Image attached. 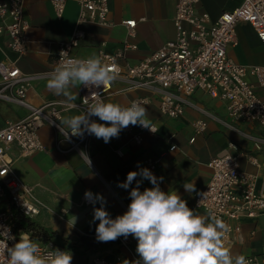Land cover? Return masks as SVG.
Returning <instances> with one entry per match:
<instances>
[{
  "label": "crops",
  "instance_id": "0c3cea01",
  "mask_svg": "<svg viewBox=\"0 0 264 264\" xmlns=\"http://www.w3.org/2000/svg\"><path fill=\"white\" fill-rule=\"evenodd\" d=\"M109 20L112 26H100L93 23L81 25L84 37L73 49L72 54L80 59L93 55L98 56L99 49L113 53L127 40L137 45V49L129 52L121 66L133 65L149 55L159 46L174 36L172 17L175 12L176 0H107ZM243 0H199L197 12H206L212 21L224 11L239 6ZM78 5L67 1L61 17H57L49 0H25L24 17L30 23L28 31V51L20 58L10 51L7 38L0 37V60L7 58L17 60L19 68L27 74L39 73L54 66L58 43L68 39L76 26ZM136 21L135 34L127 35L123 20ZM250 35L243 36V30ZM238 44L228 47V55L241 65H264V45L259 41L252 26L245 21L236 27ZM101 43L104 46L101 47ZM250 44V45H249ZM260 49L259 57H251L249 49ZM47 78H35L27 92L26 103L31 107H39L47 101L62 103L61 119L67 116L82 114L78 109L66 107L63 96H56L46 87ZM77 92L78 87L72 89ZM148 97L150 102L145 105L151 125L157 129L153 133L141 126H131V132L121 130L118 138L109 143L91 137L87 155L90 164L81 159L80 152H61L55 148L58 140L61 147L68 143L50 124H44L38 130L39 138L47 151H37L31 155L18 157V148L11 145L8 154L15 158L13 171L25 185L32 187L33 199L38 203L39 213L31 220L47 232H53L54 240L72 255L75 264H95L96 256L109 260L123 254L125 260L133 261L121 248L117 239L111 242H99L96 238V226L93 221L94 207L99 202L84 204L82 197L90 190L93 194H101L106 199L104 205L110 217L122 215L131 202L130 191L136 187V181L128 189L118 186L126 180L129 171L149 169L160 182L161 190H175L182 199L187 201L189 208L197 213L205 211L194 206L193 193L185 191V182H194L196 191L210 181L212 171L208 163L212 157L227 150L240 155V168L256 176L255 190L264 193V144L256 148L258 139L264 140V127L254 123H243L231 120L226 113L225 103L211 98L204 92L196 90L186 97L187 105L179 117H168L160 113L156 96L142 89L130 88L123 80H115L112 90L105 102L119 103L127 106L134 99ZM203 109L213 118H207V128L196 134L194 122L202 118L198 111ZM29 109L15 102L0 99V129L7 121L24 118ZM103 123L98 117H93ZM227 123V124H225ZM60 124V121H59ZM230 125V126H228ZM233 127V128H231ZM244 127V128H242ZM139 133L141 141H135L132 134ZM193 138V141L190 139ZM173 147V148H172ZM245 154L255 155L259 165L250 164ZM147 160H158L154 168H150ZM139 166V167H138ZM141 179L139 176L137 180ZM148 180H143L140 190L151 188ZM242 240L229 249L232 254L244 256L264 253V214L253 218H241L239 221ZM133 238L132 254L136 253L137 240ZM96 254V255H95Z\"/></svg>",
  "mask_w": 264,
  "mask_h": 264
},
{
  "label": "built area",
  "instance_id": "2783aa9c",
  "mask_svg": "<svg viewBox=\"0 0 264 264\" xmlns=\"http://www.w3.org/2000/svg\"><path fill=\"white\" fill-rule=\"evenodd\" d=\"M67 1L69 0H49L57 17H61ZM72 1L78 5L76 26L68 39L58 43L57 57L52 68L27 74L19 68L17 60L7 58L0 60V99L15 102L29 109L24 118L7 121L0 129V226L10 228L9 235L16 237L15 240L7 241L9 247L18 242L21 232H26L16 230L14 213L19 212L31 218L39 213V207L33 199L32 187L25 185L15 175L13 171L15 158L8 154V150L11 145H16L18 148L16 158L37 151H47L38 135V130L44 124H50L60 133L59 119L63 104L47 101L39 107L29 106L26 103V96L32 80L47 78L48 73L61 59L77 58L72 51L84 37L82 24L113 25L108 16L107 0ZM24 3L25 0H0V37L7 38L6 46L17 58L24 56L28 51L30 23L24 17ZM198 3L199 0H176L172 17L173 38L137 63L123 67L120 64L129 52L137 49L136 44L127 40L113 53L99 49L98 56L106 65L110 67L115 65L118 71L116 80L126 81L130 88L142 89L156 96L159 111L163 115L173 118L181 116L185 107L190 105L185 98L200 90L211 98L223 101L227 116L231 120L264 127V65H241L228 55V47L238 44L236 27L242 21L252 26L259 41L264 45V0H243L234 9L222 12L215 21L211 20L208 13L196 11ZM121 23L125 26L127 35L133 37L136 21L127 19ZM102 46L104 43H101ZM62 51L67 52V56L60 57ZM112 83L91 89L79 86V100L75 102L77 107L73 108L81 113L85 111L83 99L87 97L91 101L93 92L98 93L99 98L105 101L112 90ZM133 101L145 106L150 99L139 97ZM196 109L203 114L202 118L194 122V131L200 134L207 128V118L213 116L203 109ZM91 119L93 120V117ZM125 129L131 132L130 126ZM143 129L145 128L140 127V130ZM91 137L92 135L85 133L83 137H71L69 141L62 136L68 143L67 147H61L59 143L62 140H58L55 148L61 152L87 153ZM132 137L135 141H141L139 133L132 134ZM190 141H193V138ZM262 144L264 140L258 139L256 148L260 149ZM244 156L250 164L259 165L255 155ZM157 161L146 162L150 168H154ZM239 161V154H232L227 150L212 157L208 163L212 171L210 181L193 194L196 208L205 212L207 209L213 210L218 218L230 226L224 241L228 248L242 240L239 224L241 218H253L264 214V193L255 190L256 176L241 170ZM198 193H204V199ZM82 202L89 204L85 195ZM3 230V227H0V231ZM2 239L3 237H0V240ZM32 239L39 242L42 253L48 251V246L52 249L66 250L51 238ZM132 244L133 238L130 235L126 239L118 238L116 246L123 249L134 261L137 259L132 254ZM123 256L118 255L112 260L96 256L94 262L120 264ZM245 257L251 264H264V253ZM0 264H7L4 253H0ZM71 264L75 263L72 261Z\"/></svg>",
  "mask_w": 264,
  "mask_h": 264
},
{
  "label": "clouds",
  "instance_id": "9594fccd",
  "mask_svg": "<svg viewBox=\"0 0 264 264\" xmlns=\"http://www.w3.org/2000/svg\"><path fill=\"white\" fill-rule=\"evenodd\" d=\"M65 56L67 52L62 51L60 57ZM117 75L115 65H106L99 56L61 59L48 73L46 87L54 95L63 96L65 104L77 107L75 102L78 94L72 89L81 85L89 89L105 87L115 81ZM91 96V101L87 97L83 99L86 110L82 114L59 119V131L66 140L83 137L87 133L109 143L130 125L157 132L142 103L132 101L128 106H122L105 102L96 92ZM92 117H98L103 123L92 120ZM80 156L90 164L87 153L82 151ZM138 176L141 179L137 180ZM145 179L153 187L141 191L140 184ZM162 180L163 177L158 179L147 168L129 171L126 180L118 186L128 189L136 181V187L129 193L131 202L127 211L115 219L106 211V199L101 194L86 191L84 195L89 203L100 204V207L93 209V221H99L95 229L96 239L99 242H111L120 237L126 239L133 236L137 240L136 253L139 259L125 260L124 264H251L244 255L232 254L225 245L230 231L228 224L211 209L200 214L189 208L187 201L177 191L161 190ZM183 187L189 194L196 192L194 182H185ZM198 195L204 199V193ZM0 227L4 229L0 231V237H3L0 240V253L6 254L7 264H71L72 255L69 251L48 246V251L42 253L39 242L26 232H21L18 242L9 247L7 241L15 240L16 237L9 235L11 229L7 226Z\"/></svg>",
  "mask_w": 264,
  "mask_h": 264
},
{
  "label": "trees",
  "instance_id": "16d2710c",
  "mask_svg": "<svg viewBox=\"0 0 264 264\" xmlns=\"http://www.w3.org/2000/svg\"><path fill=\"white\" fill-rule=\"evenodd\" d=\"M13 220L15 223L16 230H24L30 234L31 238H51L54 240V233L47 232L43 228L35 224L30 217L23 215L22 213L15 212L13 215ZM96 238L88 239L92 241Z\"/></svg>",
  "mask_w": 264,
  "mask_h": 264
},
{
  "label": "rangeland",
  "instance_id": "374dc122",
  "mask_svg": "<svg viewBox=\"0 0 264 264\" xmlns=\"http://www.w3.org/2000/svg\"><path fill=\"white\" fill-rule=\"evenodd\" d=\"M249 35H250V32L247 29L246 30L244 29L243 30V36L248 37ZM260 53H261L260 49L251 47L247 54H249L251 57H259ZM242 128H244V127H242Z\"/></svg>",
  "mask_w": 264,
  "mask_h": 264
}]
</instances>
